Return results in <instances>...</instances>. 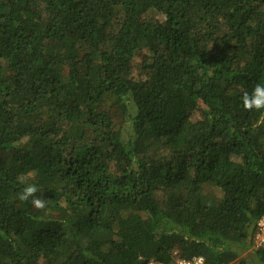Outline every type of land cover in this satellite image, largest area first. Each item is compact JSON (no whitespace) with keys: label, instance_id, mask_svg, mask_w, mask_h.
<instances>
[{"label":"trees","instance_id":"1","mask_svg":"<svg viewBox=\"0 0 264 264\" xmlns=\"http://www.w3.org/2000/svg\"><path fill=\"white\" fill-rule=\"evenodd\" d=\"M257 84L264 0H0V264H264Z\"/></svg>","mask_w":264,"mask_h":264},{"label":"clouds","instance_id":"2","mask_svg":"<svg viewBox=\"0 0 264 264\" xmlns=\"http://www.w3.org/2000/svg\"><path fill=\"white\" fill-rule=\"evenodd\" d=\"M242 103L245 110H257L264 109V84H257L251 93L245 92L242 96ZM20 183L25 186L17 194V199L20 202L31 201L33 207L37 210H44L46 207V201L36 196L39 191L35 183H28L26 179H20Z\"/></svg>","mask_w":264,"mask_h":264},{"label":"built area","instance_id":"3","mask_svg":"<svg viewBox=\"0 0 264 264\" xmlns=\"http://www.w3.org/2000/svg\"><path fill=\"white\" fill-rule=\"evenodd\" d=\"M258 226L259 230L255 237V245L257 248H264V219L259 221ZM173 259L174 264H205L203 257L183 258L178 251L173 253ZM149 264H153V262Z\"/></svg>","mask_w":264,"mask_h":264},{"label":"rangeland","instance_id":"4","mask_svg":"<svg viewBox=\"0 0 264 264\" xmlns=\"http://www.w3.org/2000/svg\"><path fill=\"white\" fill-rule=\"evenodd\" d=\"M140 60H136L134 62L135 65L139 63ZM224 199V195L214 188L206 185L203 190V202L207 205L218 204ZM170 248L169 249H177L178 247H182L181 244L183 241L181 239L171 238ZM165 242V241H164ZM255 251L254 247L252 248Z\"/></svg>","mask_w":264,"mask_h":264}]
</instances>
